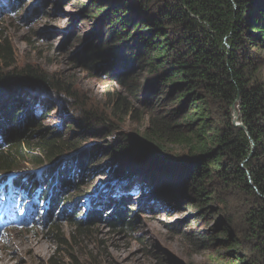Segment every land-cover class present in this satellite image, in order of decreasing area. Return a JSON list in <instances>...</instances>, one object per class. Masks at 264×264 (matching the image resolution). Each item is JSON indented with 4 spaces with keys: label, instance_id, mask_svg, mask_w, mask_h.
Masks as SVG:
<instances>
[{
    "label": "trees",
    "instance_id": "obj_1",
    "mask_svg": "<svg viewBox=\"0 0 264 264\" xmlns=\"http://www.w3.org/2000/svg\"><path fill=\"white\" fill-rule=\"evenodd\" d=\"M89 1L86 9L82 6V15L98 19V42L85 46V54L78 58L88 62L92 70L102 64L107 76L123 87L116 93L108 92L113 102L111 114L144 127L142 138L148 146L158 141L188 149L182 163L165 169H173V176L187 174L191 178L195 202L208 207L213 194L202 197L205 183H217L213 186L231 207L227 222L235 221L241 232L225 231L222 252H216L212 261L264 264V0ZM13 55L10 44L0 37V65H4L0 69V175L20 174L28 162L38 167L45 160L52 164L64 155V149L58 148L72 152L80 146L69 142L57 146L63 137L43 126L49 116L42 109L34 110L37 101L30 95L42 91L45 96L76 100L72 87L54 75L29 68L11 69ZM131 65L138 70L132 77L135 70L127 68ZM22 94H28L31 101ZM21 105L32 109L20 116L17 110ZM234 107L246 131L233 124ZM84 114L75 124L89 132L91 126L86 122L90 113ZM113 134L108 129L106 136ZM124 142L105 148L124 155L145 151L158 166L165 164L140 141ZM151 147L164 151L160 143ZM41 152L49 155L39 159L36 154ZM84 158L75 162L80 170ZM62 171L58 187H53L52 181L38 185V181L19 177L10 190L32 198L44 186L48 221L59 211V198L69 190L66 187H72L69 170ZM126 202L120 198L117 205L109 204L107 209L117 207V212L107 221L113 227L132 230L134 221L122 210ZM74 213L68 219L78 237H84L88 226L100 220L96 214L82 220ZM202 220L201 214L196 216V241L210 253L217 240L214 233L206 237L197 229ZM58 232L54 227L52 235L59 248L68 252L70 243ZM69 257L73 262L72 255Z\"/></svg>",
    "mask_w": 264,
    "mask_h": 264
},
{
    "label": "rangeland",
    "instance_id": "obj_2",
    "mask_svg": "<svg viewBox=\"0 0 264 264\" xmlns=\"http://www.w3.org/2000/svg\"><path fill=\"white\" fill-rule=\"evenodd\" d=\"M90 4L89 0H0V37L12 47L11 69L29 68L54 75L72 87L76 100L63 95L45 96L47 93L42 91L30 95L37 101L34 110L42 109L49 116L43 126L63 137L57 146L80 143L72 152L58 148L57 151L64 149V155L52 164L45 160L38 167L28 162L20 174L0 175V190H4L0 198V256L8 258L4 261L0 257V264H217L212 256L222 252L220 242L226 240L224 232H241L235 221L227 222L232 215L231 207L223 202V194L213 186L217 184L214 182L205 183L206 193L202 197L209 192L213 195L208 207H203L194 200L191 178L187 174L173 176V169H165L182 163L187 148L157 141L155 145L160 143L164 150L160 153L151 147L154 144L145 143L144 127L111 114L113 102L109 101L108 92L116 93L123 87L107 76L102 64L92 70L88 62L78 58L83 54L78 51L80 47L98 42L95 38L98 19L82 15ZM261 56L264 59V53ZM127 68L135 70L130 77L138 73L135 66ZM24 98L31 101L28 94ZM79 103L84 106H74ZM29 109L32 108L27 110L21 105L17 111L23 116ZM84 112L90 113L86 122L91 126L89 132L75 124ZM108 129L114 133L110 137ZM124 139L140 141L165 164L158 166L145 151L124 155L105 148L125 144ZM48 155V152L36 154L39 159ZM81 157H85V164L80 170L75 162ZM58 159L60 166L53 165ZM64 167L72 176V187H66L69 190L59 198V211L50 220L46 221L48 198L44 186L37 188L42 192L37 191L32 198L10 194L13 180L19 177L38 181V185L52 181V186L58 187L62 184L59 176ZM120 198L127 200L122 210L134 221L132 230L113 227L107 221L117 212V207H107L117 205ZM73 212L82 220L92 214L100 220L88 226L84 237H78L68 219ZM199 214L203 220L197 229L206 237H212L209 232L216 236L217 244L210 253L196 241ZM54 227L70 243L69 253L59 248L52 235ZM33 240H38L36 246Z\"/></svg>",
    "mask_w": 264,
    "mask_h": 264
},
{
    "label": "water",
    "instance_id": "obj_3",
    "mask_svg": "<svg viewBox=\"0 0 264 264\" xmlns=\"http://www.w3.org/2000/svg\"><path fill=\"white\" fill-rule=\"evenodd\" d=\"M84 50L85 49V46H82L78 49V51L83 52L84 53ZM85 54V53H84ZM233 116H234V121H233V124L236 126V127H239L241 128L242 130H245L246 131V128L245 126L243 125L241 119H240V116H239V113L236 111V108L234 107L233 108Z\"/></svg>",
    "mask_w": 264,
    "mask_h": 264
},
{
    "label": "bare ground",
    "instance_id": "obj_4",
    "mask_svg": "<svg viewBox=\"0 0 264 264\" xmlns=\"http://www.w3.org/2000/svg\"><path fill=\"white\" fill-rule=\"evenodd\" d=\"M26 198V197H25ZM85 219V218H84ZM15 239V238H14ZM31 240V239H30ZM34 241V240H33ZM37 241L38 240H35L34 241V244H35V246H36V243H37ZM13 242V241H12ZM31 244V243H30ZM21 245V244H20ZM9 247H10V245H9ZM27 247V246H26ZM12 248V247H11ZM13 251V250H12ZM7 252V251H6ZM20 252V251H19ZM38 252V251H37ZM8 254V253H7ZM1 255V254H0ZM1 257V259H2V256H0ZM2 260H4V261H7L8 260V258H6L5 256L3 257V259ZM2 262V261H1Z\"/></svg>",
    "mask_w": 264,
    "mask_h": 264
}]
</instances>
